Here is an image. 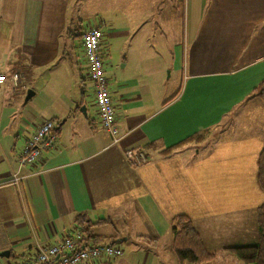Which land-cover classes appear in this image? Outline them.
<instances>
[{
    "label": "crops",
    "instance_id": "1",
    "mask_svg": "<svg viewBox=\"0 0 264 264\" xmlns=\"http://www.w3.org/2000/svg\"><path fill=\"white\" fill-rule=\"evenodd\" d=\"M69 1L0 0V73L24 76L14 90L0 82V250L9 252L0 264H20L66 236L81 237L82 246L122 249L119 257L81 264L210 263L176 257L170 219L177 213L190 217L209 251L219 248L237 264L226 247L252 241L254 210L227 192L234 186L219 190L217 175L242 191L257 189L264 99L255 89L264 79V0H169L179 35L175 40L173 21L163 17L164 32L174 40L160 50L150 47L161 31L155 19H100L82 28ZM99 23L101 30L108 26L107 42L100 40L104 72L111 70L105 50L113 40L120 41L124 67L132 62L131 76L107 84L114 136L99 122L92 82L76 59L79 53L87 70L81 33ZM175 51L182 78L173 91L163 75ZM39 78L46 84L38 94L32 83ZM71 78L75 91L63 94ZM28 89L33 95L24 101ZM48 119L55 124L54 143L35 163L19 164L26 140ZM127 148L142 150L145 162L128 161ZM231 195L234 206L224 202ZM163 240L175 257L159 249Z\"/></svg>",
    "mask_w": 264,
    "mask_h": 264
},
{
    "label": "rangeland",
    "instance_id": "2",
    "mask_svg": "<svg viewBox=\"0 0 264 264\" xmlns=\"http://www.w3.org/2000/svg\"><path fill=\"white\" fill-rule=\"evenodd\" d=\"M169 0H70V5H71V11L70 14L72 15V17L74 18V20H76V23L78 22V20H80V27H88L90 24H95L97 22H99V20L103 19L106 23L109 21H113L116 19V21L119 23L120 21H122L121 18L124 17H132V19L136 18L137 19L143 17V18H149L150 22H152L154 19L156 21H158V28H160L161 31H157V34L159 35V37L157 36V40L154 41L152 38L150 40V46L151 48L154 47L157 50L162 49L163 47H169V44L172 42V40H174L170 34H165L164 32V28H163V17L166 16V19H171L173 21V33H174V38L175 40L178 39V35H179V25H178V18H176V16H171V12H168V5H169ZM181 8V7H180ZM161 11L162 14H160L159 12ZM162 17V18H161ZM171 17V18H169ZM173 18V19H172ZM162 19V20H161ZM160 22V23H159ZM153 26V25H152ZM105 27L108 28V26L106 25ZM105 27L103 28L102 26V37L105 40V42H107V32L105 29ZM117 28H122L121 25H117ZM162 27V28H161ZM152 29V28H151ZM153 29L150 31L152 32ZM172 38V39H171ZM100 39V40H101ZM108 43H110V40L108 41ZM106 43V44H108ZM112 45L108 47V51L110 52V54H108V51L105 50V53H107L106 55V62L109 63L108 61L111 59L112 63L109 65V69L110 73H108L107 71L104 72V75L106 77L107 80V84L108 87H110L111 84H113V82L116 80V78H125L128 76H131V59H129L127 66L124 67V60L123 57H121L119 55V50H120V46L118 45L120 43V41L118 40H113L111 41ZM75 44H77L74 48V52L78 53L80 48L78 46V42L76 41ZM82 48H83V44H82ZM104 45L102 46V49H104ZM107 48V45H106ZM105 48V49H106ZM165 58L169 59V56L165 55ZM76 59L78 61V63H80V66L82 67L81 71H82V75L86 77L87 75V70H85L83 72V63L80 62V56L79 53L78 55H76ZM173 64L172 68H166L164 71V75L163 78H165V80H167L168 83H170L172 85L173 91H175L177 88L179 89L181 84V55L180 52L178 53L177 51L174 52V57H173ZM170 65V67H171ZM78 65H73L72 67H76ZM113 69V70H112ZM104 70V68H103ZM48 73V71H45V74ZM12 74V73H11ZM10 74V75H11ZM9 75V76H10ZM79 76V75H78ZM40 80H35L32 83V88H35L38 90V94L40 92H42V84L45 85L46 83L41 80V78H39ZM27 84V83H26ZM23 86V84H22ZM21 86V87H22ZM62 85L61 87V91L63 92V94H67L68 91H70L71 93L75 91V84L73 83L72 78L69 80V86H67L66 88H63ZM90 84L89 81L85 80V85H84V93L86 95H88L90 93V88H89ZM18 88V87H17ZM28 88V86L26 87ZM32 90V89H31ZM34 90V89H33ZM81 90H83V88H81ZM34 99L32 101L35 100ZM94 100V104H95V99ZM33 102H30V104ZM27 104V105H30ZM217 179H219V183L217 184L218 189H222V188H229L234 186L235 189L234 191L230 190L227 192H232L235 193L237 195V198L240 199L241 202H245L247 203V207L249 205H251L252 209L254 210L253 214H254V222H253V230H252V241L257 239V235H258V229H257V224H256V208L258 206V204L261 202L262 200V194L252 185L251 187L249 185H247V189L245 191H242L241 187H239L238 184L234 185L233 183H230V180H228V182H226L221 175H217ZM237 201V202H240ZM226 203H230V205L234 206L235 205V196L231 195V196H227V199L224 201ZM176 208H182V205L176 206ZM216 213L220 212L221 210L216 208V210H214ZM250 238V237H249ZM166 241L165 243L158 245L159 249H161V247H163L162 249H164L165 251H167L168 254L173 255L172 257H175L173 252L171 251V247H170V242L169 240H163ZM125 248V250L127 249L126 246L123 247ZM215 257L212 259V261L208 264H236L232 261H228L225 258H223V256L221 257L220 255V249H215ZM232 255V254H230ZM234 256V255H232ZM220 257V258H219ZM237 259V258H236ZM215 260V261H213ZM220 260V262H219ZM238 260V259H237ZM151 263L153 264V261H151ZM172 264V263H171ZM237 264H247V263H243L240 260L237 261Z\"/></svg>",
    "mask_w": 264,
    "mask_h": 264
},
{
    "label": "built area",
    "instance_id": "3",
    "mask_svg": "<svg viewBox=\"0 0 264 264\" xmlns=\"http://www.w3.org/2000/svg\"><path fill=\"white\" fill-rule=\"evenodd\" d=\"M102 23L91 26L81 33L84 57L86 61L87 77L92 82L95 105L100 124L112 136L116 134L114 126V111L104 75L102 57L100 54V39L102 37ZM24 76L21 72H12L8 77L0 73V82L9 83L11 88L17 89L23 84ZM117 139H114L115 142ZM55 141V124L48 119L43 121L36 131L26 140L17 156L19 164H32L38 161L45 147ZM124 155L134 165L145 162L146 156L142 150L127 148ZM81 237L66 236L59 243L37 248V251L25 258L20 264H81L84 261L100 256L116 258L122 255V249L112 243H88L80 245Z\"/></svg>",
    "mask_w": 264,
    "mask_h": 264
},
{
    "label": "trees",
    "instance_id": "4",
    "mask_svg": "<svg viewBox=\"0 0 264 264\" xmlns=\"http://www.w3.org/2000/svg\"><path fill=\"white\" fill-rule=\"evenodd\" d=\"M255 91L264 99V79ZM254 177L256 187L262 194V200L256 208L257 239L246 244L228 246L226 250L243 263L264 264V148L257 155ZM170 232L172 248L179 261L206 263L215 257V253L209 251L203 244L188 215L177 213L172 216Z\"/></svg>",
    "mask_w": 264,
    "mask_h": 264
},
{
    "label": "water",
    "instance_id": "5",
    "mask_svg": "<svg viewBox=\"0 0 264 264\" xmlns=\"http://www.w3.org/2000/svg\"><path fill=\"white\" fill-rule=\"evenodd\" d=\"M32 95H33V91L31 89H28L24 97V101L28 100ZM80 109L84 111V106H81ZM8 254L9 252L7 250H0V256H8Z\"/></svg>",
    "mask_w": 264,
    "mask_h": 264
},
{
    "label": "bare ground",
    "instance_id": "6",
    "mask_svg": "<svg viewBox=\"0 0 264 264\" xmlns=\"http://www.w3.org/2000/svg\"><path fill=\"white\" fill-rule=\"evenodd\" d=\"M113 244V243H112Z\"/></svg>",
    "mask_w": 264,
    "mask_h": 264
}]
</instances>
